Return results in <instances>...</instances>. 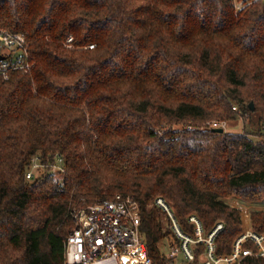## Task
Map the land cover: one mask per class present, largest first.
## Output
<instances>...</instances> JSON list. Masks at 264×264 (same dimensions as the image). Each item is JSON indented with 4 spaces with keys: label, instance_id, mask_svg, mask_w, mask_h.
I'll return each mask as SVG.
<instances>
[{
    "label": "trees",
    "instance_id": "16d2710c",
    "mask_svg": "<svg viewBox=\"0 0 264 264\" xmlns=\"http://www.w3.org/2000/svg\"><path fill=\"white\" fill-rule=\"evenodd\" d=\"M0 29L34 62L0 76V264H65L73 212L117 195L140 204L153 264H174L157 198L191 236L193 214L223 223L231 252L227 200L264 204V0H0ZM250 218L264 232V211Z\"/></svg>",
    "mask_w": 264,
    "mask_h": 264
},
{
    "label": "built area",
    "instance_id": "2783aa9c",
    "mask_svg": "<svg viewBox=\"0 0 264 264\" xmlns=\"http://www.w3.org/2000/svg\"><path fill=\"white\" fill-rule=\"evenodd\" d=\"M73 41L70 37L67 47L71 48ZM33 63L26 37L0 29V76L9 80L16 72L28 73ZM226 125L225 122L216 121L207 123L209 129L223 128L224 131ZM39 162L40 158L35 157L33 170L41 167ZM62 163L63 160L58 158L56 164L50 166L51 171H64ZM33 170L27 174V178L33 177ZM147 208H156L163 213V222L167 225L163 232L169 230L172 239L167 242L166 255L174 264H247L250 258L264 261V232H256L251 223L242 228L232 244L231 252L219 255L216 238L224 230L223 223H218L205 233L201 219L193 214L188 218L195 233V236H191L181 228L174 209L163 198L155 199ZM141 214L138 202L121 195L112 201L74 211L75 227L67 238L65 264H153L140 230Z\"/></svg>",
    "mask_w": 264,
    "mask_h": 264
},
{
    "label": "rangeland",
    "instance_id": "374dc122",
    "mask_svg": "<svg viewBox=\"0 0 264 264\" xmlns=\"http://www.w3.org/2000/svg\"><path fill=\"white\" fill-rule=\"evenodd\" d=\"M227 127H226V132L229 133H237L240 134L243 132V123H239L237 126L236 123H226ZM247 125V123H246ZM251 129V128H250ZM253 131V130H251ZM253 139H259L257 137H253ZM227 202L233 206L239 207L242 210V217H243V228L246 226H249V224L251 223V212L252 211H264V204L261 205H250V204H246V203H242L239 202L237 200L234 199H228ZM252 226V225H251ZM163 252H164V248H163Z\"/></svg>",
    "mask_w": 264,
    "mask_h": 264
},
{
    "label": "water",
    "instance_id": "95a60500",
    "mask_svg": "<svg viewBox=\"0 0 264 264\" xmlns=\"http://www.w3.org/2000/svg\"><path fill=\"white\" fill-rule=\"evenodd\" d=\"M250 107H251L252 111H254V105H253V103H251ZM213 132H216V133H224V129L223 128H215V129H213Z\"/></svg>",
    "mask_w": 264,
    "mask_h": 264
}]
</instances>
